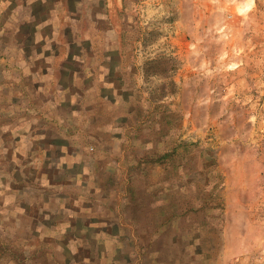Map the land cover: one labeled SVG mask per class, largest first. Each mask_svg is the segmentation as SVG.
Masks as SVG:
<instances>
[{"label":"rangeland","instance_id":"rangeland-1","mask_svg":"<svg viewBox=\"0 0 264 264\" xmlns=\"http://www.w3.org/2000/svg\"><path fill=\"white\" fill-rule=\"evenodd\" d=\"M124 1L134 15L125 39L137 106L127 92L121 199L116 184L106 196L115 211L96 214L81 200L9 181L19 162L30 173L36 156L28 141L12 147L2 138L29 130L18 103H40L25 61L46 59L66 21L74 39L94 24L109 28L123 1L0 0V264H264V0ZM76 135L57 144L94 164L103 144ZM64 162L61 184L80 170Z\"/></svg>","mask_w":264,"mask_h":264},{"label":"crops","instance_id":"crops-1","mask_svg":"<svg viewBox=\"0 0 264 264\" xmlns=\"http://www.w3.org/2000/svg\"><path fill=\"white\" fill-rule=\"evenodd\" d=\"M122 1L123 7L116 14L115 19L111 13L108 15L110 20L108 22H111L109 28L107 25L100 28L92 24L95 30L80 39H74L72 32L69 36L67 34L68 21H66L65 35H62L60 29L59 35L48 38L58 45L49 52V55L45 54L46 59L36 58L25 61V63H33L29 69L33 71L34 94L40 103L30 109L18 103L17 121L22 122L21 126L24 122H30L29 130L26 133L25 128L20 129L18 126L15 140L9 137L4 139V135L2 138L4 146L9 142L16 144L12 147H18L20 143L24 144L28 141L36 156L31 163L33 167L30 168V173H26L19 162V165L14 167V172L9 171L7 178L9 181L29 184L43 194L52 193L53 197L81 200L89 204L90 209H94L89 211L96 214L105 210L115 211L116 203L109 204L106 196L107 193L116 195V184H118L117 196L121 197L120 160L123 134H125L123 129L129 128L132 124V109H126L124 106L128 104L127 99L123 98L127 92L130 97L133 95L134 108L137 106V85H135L137 71L134 59H130L131 53L125 39L129 32L126 20L133 18L134 15L129 11L131 7L124 9L126 2ZM110 32L118 37L114 49L110 48ZM39 48H43L42 43L34 50L37 51ZM94 51L98 53L99 59H88L93 56ZM24 94L26 95L23 91L21 96L24 97ZM129 104L131 107V98ZM0 108L1 111L6 110L2 104ZM26 115H32V119L25 118ZM5 122L6 119L1 118V128L4 127ZM81 131L86 133L85 139H96L103 144V149L94 156L96 159L94 164L88 163L78 148L72 149L70 145L57 144V142L76 143V134ZM115 145L119 146L118 149H115ZM7 159L9 160V157ZM65 160H73L71 168L79 167L80 170L71 173L67 181H63L66 183L61 184L62 181L57 179L59 175L56 170L66 165L65 162L62 163ZM116 160L118 161L117 181L116 172L110 171V161L116 162ZM113 170L115 171L116 168L114 167ZM57 183L60 186H56ZM2 188L6 191L11 190L6 182L2 183ZM120 199L119 205H121ZM75 211L79 219L85 214L80 207ZM71 218L75 217L71 216ZM86 222L85 224L88 225V221ZM61 223L58 222L55 229L59 228L58 224Z\"/></svg>","mask_w":264,"mask_h":264}]
</instances>
